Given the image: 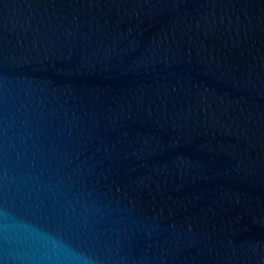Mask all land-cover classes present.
Segmentation results:
<instances>
[{"label":"water","instance_id":"95a60500","mask_svg":"<svg viewBox=\"0 0 264 264\" xmlns=\"http://www.w3.org/2000/svg\"><path fill=\"white\" fill-rule=\"evenodd\" d=\"M0 264H264V0H0Z\"/></svg>","mask_w":264,"mask_h":264}]
</instances>
